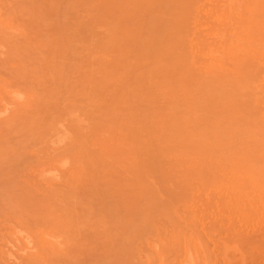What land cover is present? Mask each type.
I'll return each mask as SVG.
<instances>
[{
  "label": "rangeland",
  "instance_id": "rangeland-1",
  "mask_svg": "<svg viewBox=\"0 0 264 264\" xmlns=\"http://www.w3.org/2000/svg\"><path fill=\"white\" fill-rule=\"evenodd\" d=\"M0 264H264V0H0Z\"/></svg>",
  "mask_w": 264,
  "mask_h": 264
}]
</instances>
